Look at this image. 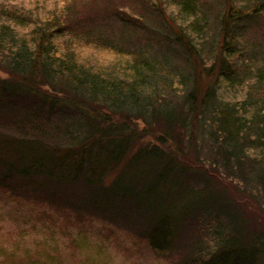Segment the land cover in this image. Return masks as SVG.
Returning a JSON list of instances; mask_svg holds the SVG:
<instances>
[{
    "label": "trees",
    "instance_id": "1",
    "mask_svg": "<svg viewBox=\"0 0 264 264\" xmlns=\"http://www.w3.org/2000/svg\"><path fill=\"white\" fill-rule=\"evenodd\" d=\"M92 3L0 0V188L165 255L195 227L180 264H264L219 188H264V0Z\"/></svg>",
    "mask_w": 264,
    "mask_h": 264
},
{
    "label": "rangeland",
    "instance_id": "2",
    "mask_svg": "<svg viewBox=\"0 0 264 264\" xmlns=\"http://www.w3.org/2000/svg\"><path fill=\"white\" fill-rule=\"evenodd\" d=\"M81 1L74 0V3L81 4ZM90 2H93L90 8L77 4L86 17L93 13V7L101 12L108 7L116 13L127 11L135 17L143 14L145 9L141 8L144 0ZM253 33L261 38L259 30ZM0 76L7 77L8 74L0 69ZM138 124L143 127L142 121ZM220 186L234 199L232 205L243 212L252 233L258 227H264V204L258 206L257 199L253 198L256 196L263 202L264 188L242 186L236 181H224ZM27 201L0 188V264H180L179 258L190 251L191 237L198 235L197 228L187 227L184 238L178 241V247L183 249L165 255L154 251L146 241L122 226L76 213L75 206L73 212L65 216L63 211L48 206V203L41 205Z\"/></svg>",
    "mask_w": 264,
    "mask_h": 264
}]
</instances>
